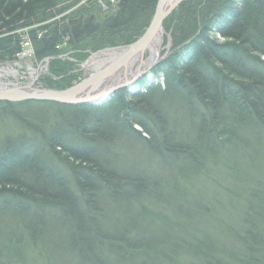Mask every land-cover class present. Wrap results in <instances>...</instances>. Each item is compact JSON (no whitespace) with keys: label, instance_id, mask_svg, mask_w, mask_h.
I'll list each match as a JSON object with an SVG mask.
<instances>
[{"label":"trees","instance_id":"trees-1","mask_svg":"<svg viewBox=\"0 0 264 264\" xmlns=\"http://www.w3.org/2000/svg\"><path fill=\"white\" fill-rule=\"evenodd\" d=\"M116 1L91 38H71L72 58L88 60L85 42L99 52L144 35L158 0ZM80 2L0 0V63L27 29L37 58H55L47 87L73 86L75 66L56 50L73 18H58ZM164 29L173 49L144 90L95 106L0 103V121L23 129L0 143V248L19 237L1 264L24 251L32 264H264V0H188ZM126 149L160 162L169 181L121 173L111 159ZM215 172L230 182L220 200L196 186Z\"/></svg>","mask_w":264,"mask_h":264},{"label":"water","instance_id":"water-1","mask_svg":"<svg viewBox=\"0 0 264 264\" xmlns=\"http://www.w3.org/2000/svg\"><path fill=\"white\" fill-rule=\"evenodd\" d=\"M188 0H158L156 11L152 22L146 33L133 44L126 47L112 48L105 51H119L120 56L109 63L104 69L84 78L80 83L67 90L39 89L32 85L17 86L10 85L0 87V103H24V102H48L69 106H93L107 102L110 96L131 83L123 82L113 85L119 72L123 70L127 77V69L132 66L133 59L145 53L160 31H163L165 20L184 2ZM95 17L81 16L79 19L71 20L69 27L71 35L76 44L91 38L101 25L95 22ZM97 55V54H95ZM94 57V56H92ZM136 60V59H135ZM160 58L147 70L139 72L137 76L153 69ZM107 86L103 87L102 85ZM101 86L102 91H98Z\"/></svg>","mask_w":264,"mask_h":264},{"label":"bare ground","instance_id":"bare-ground-1","mask_svg":"<svg viewBox=\"0 0 264 264\" xmlns=\"http://www.w3.org/2000/svg\"><path fill=\"white\" fill-rule=\"evenodd\" d=\"M81 1L84 2L85 0L84 1L81 0ZM82 2H81L82 5L80 4V6H85V5H83L85 3H82ZM107 2H108V0H107ZM83 8H86V7H83ZM107 9H108V6H107V8L102 9L103 10L102 12L106 13ZM64 17H69V15L64 14L62 17H59L58 20H60ZM80 17H81L80 14H78L74 19H69V20H76V19H79ZM95 19H96V17H95ZM100 21L101 20H99V22L97 21V19L95 20L96 23H99L101 25ZM165 33H166V31L164 29V24H163V31H160L158 33L155 40L152 42L151 46L149 47V49L146 50L144 54L139 55L137 58H135L136 60L133 59L132 66L130 65V67H128V69H127V73H125V74H128L127 77H124V73L122 70L121 72H119L117 74L113 85H118V84H121V83L126 82V81L128 83H133L137 78L140 77V76L138 77L137 74L139 72H141L142 69H144V70L149 69L158 60V58H160L162 46L164 44ZM14 34L19 35V37L21 38V42H20L21 50L11 60L0 63V87L4 88L5 86H10V85H17V86L32 85V86L39 88V89H50L47 87V80L48 79H51L52 81H58L59 80L58 78L54 77L50 71V67H51L52 62L55 58H49L48 57V58L40 60L37 58L35 50H33L32 55H28L27 54L28 49H34V46H33L32 40L29 36L28 30L27 29H21V30H18ZM38 38H40V37H38ZM71 38L73 39L72 35H71V37H69V41H68V38H65L63 36L61 38V43L58 44V46L56 47V50H58L62 53V55L58 57L60 60L63 56L67 55L66 58L64 60H62V62L70 63V64L75 66V69L72 71V73L75 75L77 82H74L73 86L80 83L84 78H86L92 74H96L97 72L101 71L109 63H111L114 59H116L117 57L120 56L119 51H103L97 55H93L94 57H92L91 59L89 58L90 61L87 60L84 62H79V61H77L71 57V55L73 54V50H71V46H70ZM26 42H28V49L27 50L25 48ZM66 43H68V45L64 47V44H66ZM105 50H107V49H105ZM147 51L150 52V56L147 59H145L144 57H145ZM88 54H90V56H92V54H95V53L90 52ZM67 57H70V59H68ZM85 63H86V65H84ZM83 67L86 68L85 69L86 71L82 74ZM160 81L163 82L164 80L162 78H160ZM73 86H71V87H73ZM102 86L105 87L107 85L104 84ZM102 86L98 91L103 90ZM52 90H54V89H52ZM65 90H67V89H65ZM130 93L134 94V92H132V91H130ZM31 102H34V101H31ZM2 103H4V102H2ZM46 103H48V102H46ZM136 129L138 131H141L140 127H138V126H136Z\"/></svg>","mask_w":264,"mask_h":264},{"label":"rangeland","instance_id":"rangeland-1","mask_svg":"<svg viewBox=\"0 0 264 264\" xmlns=\"http://www.w3.org/2000/svg\"><path fill=\"white\" fill-rule=\"evenodd\" d=\"M100 1H102V0H85L84 2L81 1L82 3H85V4H83L85 6H80V4H81V2H80L79 5L77 4V6L71 8L70 10H68L64 14L69 15V17H72L74 19L80 13H91L94 15V17H96L97 21L99 22V20H102L103 17L106 16L107 13H109L114 8V5L112 4L113 6H111V4H110L108 6L106 13H103L102 12L103 10L101 9L102 6H100V4H101ZM83 7L88 8V11H85L86 8H83ZM172 39L173 38H171L170 34L165 33L164 44L162 46V51H161L159 63L169 53H171V51L173 49L172 48L173 47V40ZM85 43L86 44H85L84 49L87 53L93 52L95 54H99V53L105 51V50H101L99 52L91 51V50H89L91 48L89 45V42H85ZM108 49H112V48H108ZM95 54H92V56ZM92 56H90L89 58L91 59ZM149 56H150V52L147 51L144 58L147 59ZM62 58H61V60H64L66 58V56H63ZM67 58L70 59V57H67ZM89 58H88V60L90 61ZM155 67L153 69H151L150 71L145 72L143 75H141L139 78H137L129 86H127L121 90L116 91L112 95V97L110 96V99L107 102H109L117 92L129 90V91H132L135 93L139 90H144L145 84L149 85V84H153L154 82H157V80L155 79V76L153 77V72H152L155 69ZM143 71H144V69H142L141 72H143ZM158 82H161V81L158 80ZM139 83L140 84L144 83V85L138 86ZM107 102H105V103H107ZM105 103H102V104H105ZM93 106H95V105H93ZM31 112L32 113L30 114V116H32V117H34L40 121H44L45 118L48 117V112L42 108H33L31 110ZM19 132H23V129L16 122H14L12 120H7V121L1 120L0 121V143L8 135H15V134H18ZM239 163H241V165H243V167L246 170H248L249 172L252 171L251 169L248 168V165H249L248 160L241 161ZM111 164L114 166H117L120 169V172L124 173V174L143 173V174L152 176L153 178L158 176V175H161L164 179H168V181H169V177L172 175V174L168 173V170H165V168H166L165 166L160 165V162L157 164L155 161L151 160L150 158H148L145 155L139 154L138 152L134 151L133 149H126L124 151V159H123L122 163L119 162L117 159H111ZM225 180H226V178L224 177V175L215 172V173H212L211 179L206 178L205 180H201L199 183H197L196 186L201 188L199 190L201 191L203 196H206L207 198L208 197L212 198L214 196H217V198L220 200V197L223 195L222 193H224V191H223L225 189L224 186H228V184L230 185V182L227 183V182H225ZM179 190L182 191L181 188ZM199 190L197 193L201 194L199 192ZM176 191H177V189L175 190V192ZM204 193H206V195ZM208 205L212 206V203H208ZM5 217L11 218V217H13V215L11 213H7L5 215ZM231 219L234 221L233 217ZM106 227L109 228V224H107ZM212 235H213L212 237H214V238H225V236L221 235L220 233H216V232L212 233ZM17 242H19V237L11 236L10 240L5 241L4 250L2 247L0 248V254H3V253L10 254V253H14V251H17L18 250V248L16 247ZM7 246H8V250H6ZM228 247H232L231 242H230ZM33 261L34 260L31 256V254L27 251H24L23 259H21L20 261H13V259H12V262L10 264H32ZM3 264H8V263L5 261ZM34 264H37V263L34 262ZM58 264H86V263H84L82 260L81 261L77 260V262H74L72 260H68V262H65V261H63V259H60ZM93 264H95V263L93 262Z\"/></svg>","mask_w":264,"mask_h":264},{"label":"built area","instance_id":"built-area-1","mask_svg":"<svg viewBox=\"0 0 264 264\" xmlns=\"http://www.w3.org/2000/svg\"><path fill=\"white\" fill-rule=\"evenodd\" d=\"M116 0H108V2H107V0H102V1H100V6H102L101 7V9H104V8H107V6H109L110 4H111V6H113V5H115L116 4ZM113 4V5H112ZM66 38H68V41H69V37H66ZM68 45V43H66V44H64V47L65 46H67ZM63 47V46H62ZM26 50L28 49V42H26ZM33 50L34 49H28V51H27V54L28 55H32L33 54ZM65 56H67V55H65ZM86 65V64H85ZM86 68L85 67H83V72H82V74L86 71L85 70Z\"/></svg>","mask_w":264,"mask_h":264},{"label":"flooded vegetation","instance_id":"flooded-vegetation-1","mask_svg":"<svg viewBox=\"0 0 264 264\" xmlns=\"http://www.w3.org/2000/svg\"><path fill=\"white\" fill-rule=\"evenodd\" d=\"M80 16H85L88 18V17L94 16V15L91 13H80Z\"/></svg>","mask_w":264,"mask_h":264}]
</instances>
